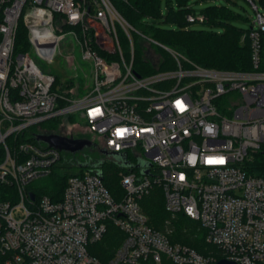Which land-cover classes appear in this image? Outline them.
<instances>
[{
	"label": "built area",
	"instance_id": "2783aa9c",
	"mask_svg": "<svg viewBox=\"0 0 264 264\" xmlns=\"http://www.w3.org/2000/svg\"><path fill=\"white\" fill-rule=\"evenodd\" d=\"M247 1L256 9L244 36L252 69L238 72L195 64L132 26L112 0H0V264H264V175L249 172L264 156V14ZM206 21L187 16L190 25ZM21 24L25 51L16 50ZM67 36L90 68V75L82 69L88 91L78 99L63 94L31 54L53 63ZM154 45L174 69H160L165 60ZM66 60L78 77L74 57ZM62 117L60 132L41 127ZM66 125L97 137L110 160L129 164L119 199L90 171L71 176L61 200L37 195L35 185L72 154L37 137L75 138ZM221 156L223 165L210 163ZM155 187L171 216L201 224L221 259L173 243L150 224L145 200ZM112 225L124 237L104 262L95 246Z\"/></svg>",
	"mask_w": 264,
	"mask_h": 264
},
{
	"label": "trees",
	"instance_id": "16d2710c",
	"mask_svg": "<svg viewBox=\"0 0 264 264\" xmlns=\"http://www.w3.org/2000/svg\"><path fill=\"white\" fill-rule=\"evenodd\" d=\"M113 4L121 15L135 28L141 30L157 42L180 53L195 64L218 70L229 71H250L251 66V47L250 41L244 37L241 30L232 26L229 21L232 17L231 11L227 7H210L202 14L206 17L205 24H219L224 26L223 32L189 31L191 26L187 22V16L194 14L187 7V0H178V9L169 7L166 22L178 25L179 31L165 32L153 25L143 22L144 18H158L160 15V0H112ZM126 40L123 41L127 52ZM16 50H28L27 32L23 24L20 25L17 34ZM163 50V49H162ZM165 60V65H161V70L174 69L175 62L164 52L159 51ZM143 55L142 49H137V57ZM167 56V57H166ZM264 69V68H263ZM56 79V85L59 84ZM65 103L60 102L63 106ZM75 117H70L71 119ZM67 118H57L45 121L41 127L49 133L60 132L61 124L66 123ZM72 123V122H71ZM68 125H66L67 127ZM75 138H89L90 134H74ZM38 143L34 138L29 139ZM88 151L94 153L90 156ZM105 150L99 149L96 145L85 148L81 153L65 154L63 162L58 165L52 175L35 185L37 195H47L58 201L62 199L63 192L67 185V180L78 172L90 171L100 175L105 187L115 199L123 195L121 187V174L127 170L126 166L118 164L112 160H99L98 155L105 154ZM82 153L85 156H82ZM94 157V158H93ZM258 169L261 173H255ZM251 175H264V156L260 155L253 162L249 170ZM145 211L149 216L150 224L163 232L166 230L164 225L168 222L170 214L165 210L163 196L159 188H154L145 200ZM169 226H174V233L170 238L173 243H181L196 249L200 254L210 256L213 253L215 258L221 259L219 251L205 241V231L197 221H189L183 214L175 216V220L168 222ZM123 233L115 226H110L105 238L98 243L96 253L102 261H107L115 252L121 241Z\"/></svg>",
	"mask_w": 264,
	"mask_h": 264
},
{
	"label": "rangeland",
	"instance_id": "374dc122",
	"mask_svg": "<svg viewBox=\"0 0 264 264\" xmlns=\"http://www.w3.org/2000/svg\"><path fill=\"white\" fill-rule=\"evenodd\" d=\"M254 4L257 6V10L264 14V0H254ZM186 5L188 8L192 10V12L195 15L202 14L210 7H215V6L227 7L232 13L231 19L227 22L230 23L232 26L236 27L237 29L241 30L244 34L250 29V27L253 24V20L256 17V9L247 0H187ZM169 7H172L175 10L178 9V0H160L159 17L158 18H144L143 22L148 25H153L156 28H159L165 32L179 31L180 27L178 25L166 22V17L168 15ZM188 30L189 31L223 32L224 26L219 25V24H193L188 28ZM73 41L74 40L72 39L71 36H67L60 43L59 49L56 52L55 60L53 63H47L46 61L41 60L35 54V52H32L31 54L35 62L42 69V71L51 72L53 75H55L59 79V82H60L59 84L61 86V90L63 94L67 95L68 97H73L75 99H78L79 96L80 97L83 96L88 91L86 87H87V82H89V77L88 76L85 77L82 69H84L90 75V68H89V65L82 60L80 51L78 49H76L75 51L73 50L74 49ZM135 42L138 43L139 40L136 38ZM153 49L156 51L164 52V49L162 50L161 47L157 45H154ZM165 52L166 54L168 53L167 51ZM68 56H73L75 64L79 67L78 77H75V72L73 71L72 67H70L67 63L66 58ZM144 65L146 64L143 63L142 59L137 57L136 59L137 68L142 69ZM149 70H151V68H149ZM82 92L83 94L80 95V93ZM71 122L75 124L79 123L75 118L71 119ZM66 130L74 134H77L81 131L79 130V128H75L71 125H68L66 127ZM90 137L95 143V145L99 143L97 137H95L93 134H90ZM81 152L82 151L78 153H81ZM88 154L90 156L93 155L96 157V155L90 151H88ZM82 156H85V154L82 153ZM98 158L99 160H110L107 154L98 155ZM172 220H175V217L170 216V218L167 221L169 222ZM168 222L164 225L163 228L166 229L164 231L171 238L174 233V226H169ZM212 255H215V254L213 253ZM219 255H222V254H220L219 252ZM163 264H172V263L169 261H165Z\"/></svg>",
	"mask_w": 264,
	"mask_h": 264
},
{
	"label": "water",
	"instance_id": "95a60500",
	"mask_svg": "<svg viewBox=\"0 0 264 264\" xmlns=\"http://www.w3.org/2000/svg\"><path fill=\"white\" fill-rule=\"evenodd\" d=\"M37 139L47 143L51 147H55L61 151H67L72 154L83 151L85 148L95 146V143L89 138H72L59 134H40ZM107 154V152H104ZM118 158V156H117ZM124 166H129L128 163H123ZM34 199V195L31 196ZM216 264H237L227 259H221Z\"/></svg>",
	"mask_w": 264,
	"mask_h": 264
},
{
	"label": "clouds",
	"instance_id": "9594fccd",
	"mask_svg": "<svg viewBox=\"0 0 264 264\" xmlns=\"http://www.w3.org/2000/svg\"><path fill=\"white\" fill-rule=\"evenodd\" d=\"M98 113H99V109H96L92 114L93 115H96ZM209 131H211V129H209ZM225 162H226V158H224V157L221 156V157L212 159L210 163H215V164H221V165H223Z\"/></svg>",
	"mask_w": 264,
	"mask_h": 264
},
{
	"label": "snow or ice",
	"instance_id": "6c2138e0",
	"mask_svg": "<svg viewBox=\"0 0 264 264\" xmlns=\"http://www.w3.org/2000/svg\"><path fill=\"white\" fill-rule=\"evenodd\" d=\"M177 108L180 110V111H183L184 110V104L180 101L177 102ZM98 111V110H97ZM118 135H123V132L118 130ZM181 179H183V177H181Z\"/></svg>",
	"mask_w": 264,
	"mask_h": 264
}]
</instances>
